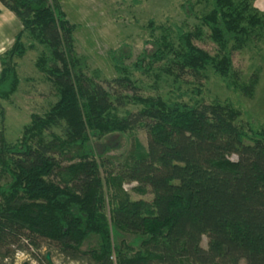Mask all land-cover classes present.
<instances>
[{
  "label": "trees",
  "instance_id": "1",
  "mask_svg": "<svg viewBox=\"0 0 264 264\" xmlns=\"http://www.w3.org/2000/svg\"><path fill=\"white\" fill-rule=\"evenodd\" d=\"M253 2L181 0L198 23L150 19L159 33L133 59L125 40L109 48L116 76L98 80L60 0H0L21 24L0 53L1 118L27 50L39 46L35 67L56 93L14 140L0 126V264L42 243L90 264H264V125L239 122L231 100L197 97L199 85L196 96L164 97L144 94L136 76L210 70L237 88L232 53L264 43V13ZM203 27L215 54L194 42ZM257 82L253 74L239 89L251 96ZM121 134L133 136L124 152L103 144ZM133 182L138 198L125 188Z\"/></svg>",
  "mask_w": 264,
  "mask_h": 264
},
{
  "label": "rangeland",
  "instance_id": "2",
  "mask_svg": "<svg viewBox=\"0 0 264 264\" xmlns=\"http://www.w3.org/2000/svg\"><path fill=\"white\" fill-rule=\"evenodd\" d=\"M67 17L71 22L77 24L73 32L75 47L86 63L88 75L97 77L98 80L109 79L116 76L112 62L108 57V49L117 46L120 41L125 40L133 52V57L141 50L145 39L152 38L151 32L158 34L159 30H151L147 25L153 19L156 25L165 23L166 17L179 22H185L189 27L198 23L193 17L186 18L179 9L181 0H60ZM253 4L262 6V0H254ZM260 10V8H259ZM261 11V10H260ZM204 35L194 42L200 48L210 54L217 52V46L208 37V30L203 27ZM6 45L7 38L3 40ZM40 51L39 46L27 50L24 56L17 58V73L20 82L16 92L8 100H2L4 115L0 116V126L4 127L7 140L17 138L23 126L30 121L32 113L41 114L55 100L56 93L53 86L35 67V60ZM233 75H238L237 88H229L225 83L210 70L205 75L185 74L177 78L172 75L159 74L154 76L140 77L143 81L144 94L161 95L173 97L174 94L182 93L184 98L196 96L191 90L199 85L205 101L213 98L219 100H231L239 110L238 121L245 126L264 125V43H252L243 49L232 53ZM256 74L258 82L254 93L247 96L239 89V85ZM139 139L144 142L145 135L142 130L136 131ZM133 136L114 135L103 142L108 148L120 146L117 152H124L130 148ZM232 158H235L233 155ZM137 183H129L125 186L132 198L140 197L131 186ZM151 195L146 193L144 198ZM202 245H206V237H202ZM35 256H32L31 253ZM49 252L53 264H90L87 261L68 260L55 249L49 248L42 243L38 251H17L14 254L12 264H21L28 261L31 264H47L42 255ZM37 257L38 259H36Z\"/></svg>",
  "mask_w": 264,
  "mask_h": 264
},
{
  "label": "crops",
  "instance_id": "3",
  "mask_svg": "<svg viewBox=\"0 0 264 264\" xmlns=\"http://www.w3.org/2000/svg\"><path fill=\"white\" fill-rule=\"evenodd\" d=\"M264 2V0H262ZM255 5V4H254ZM264 5V4H263ZM256 6V5H255ZM258 9L264 13V6H256ZM21 28L19 20L15 15L5 8L0 3V53L10 46L13 41L15 33ZM7 38V43L3 46V40Z\"/></svg>",
  "mask_w": 264,
  "mask_h": 264
},
{
  "label": "water",
  "instance_id": "4",
  "mask_svg": "<svg viewBox=\"0 0 264 264\" xmlns=\"http://www.w3.org/2000/svg\"><path fill=\"white\" fill-rule=\"evenodd\" d=\"M45 257H46V260L48 261L49 264H53V263L51 262V260H50L49 252H47V253L45 254ZM21 264H31V263H29L28 261H23Z\"/></svg>",
  "mask_w": 264,
  "mask_h": 264
}]
</instances>
